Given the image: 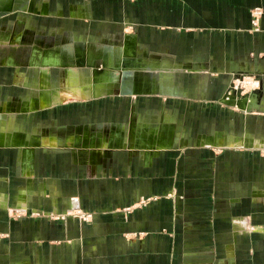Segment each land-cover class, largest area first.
Segmentation results:
<instances>
[{"label":"crops","instance_id":"1","mask_svg":"<svg viewBox=\"0 0 264 264\" xmlns=\"http://www.w3.org/2000/svg\"><path fill=\"white\" fill-rule=\"evenodd\" d=\"M104 2L81 0L72 15L82 23L99 25L106 20L110 22L108 26L119 27V50L103 52L101 56L108 60L109 56L121 57L122 66L105 68L122 72L135 64L134 57L139 52L143 56L140 66L150 65L157 73L203 75L207 82L212 74L226 79L227 75H253L264 86V14L257 28L252 23V9L261 7L264 11V0ZM33 7L26 9L31 12ZM19 8L16 3L14 11ZM16 34L22 35L1 29V43L5 39L17 47L20 43L8 41ZM87 51L83 55V50L76 48L72 61L77 69L84 67L76 61L80 55L83 59ZM53 52L59 53V65H44L46 50H42L38 63L42 71L29 68L21 78L15 55L9 53L5 59L0 58V65L11 67L6 70L11 75V89L20 83L27 90L34 89L20 110L34 111L53 103L54 95H49L45 79L46 68L62 70L61 78L51 85L52 92L58 90L59 103L65 101L61 98L64 87L86 92L85 97L75 98L78 103L88 97V90L92 96L86 99L109 94L107 91L116 87L110 72L111 80L103 92L94 95L93 83L85 85L81 74L68 69L71 64L67 53L62 49ZM148 87L152 88L135 85L138 91ZM40 90L46 105L40 106L36 101L34 109L24 108ZM11 103L2 107L3 114L7 113L16 123L11 134H18L20 141L4 140L10 134L6 132L4 138L0 114V264H264V140L256 143L248 136L244 141L258 154L249 152L245 157H252L248 160L243 161V155L236 152L216 157L213 147L245 146L243 137L237 135L243 128H235L236 133L229 137L224 130L214 131L219 128L210 125L213 120L206 121V126L198 123L194 128L213 130L211 136L199 135L195 141L203 146L207 159L202 165H177L173 158L178 154L171 150L180 142L174 120L156 127H141V119L134 117L125 126L98 125V130L91 125L69 131L50 127L41 133L39 144L43 148L73 147L75 159L89 164L68 165L87 170L86 181L76 177V181L57 182L53 174L37 177V167L33 165L37 147L20 146L25 134L17 113H8L15 108ZM222 103L219 108L232 105L249 112L255 107L254 112L264 113V93L258 106L253 107L251 100L232 87L222 96ZM165 126L171 129L165 130ZM33 129L35 133L39 128ZM252 131L258 133L256 138L263 137L264 124ZM47 135L60 137L63 142L73 141L47 144L43 142ZM84 139L86 143L80 141ZM181 141L182 145L185 139ZM106 148H126L131 153L142 150V165H96ZM156 153H161L162 158L156 165H147ZM164 158L167 165L163 164ZM32 173L34 176H29ZM75 212L91 213L93 219L86 221L84 216L72 214Z\"/></svg>","mask_w":264,"mask_h":264},{"label":"rangeland","instance_id":"2","mask_svg":"<svg viewBox=\"0 0 264 264\" xmlns=\"http://www.w3.org/2000/svg\"><path fill=\"white\" fill-rule=\"evenodd\" d=\"M80 1L35 0L31 12H28L27 6H20L22 9L13 10L14 13H8L0 17V32L1 29H7L9 32L24 34V39L17 47L10 45L7 41L2 43L0 41V58L5 59L9 53L15 55L19 62L17 66L20 68V75L18 76L21 78V75L29 68L41 70L38 63L41 61V51L44 46L48 45L50 48L59 47L69 56L68 62L71 66H68V69L86 77L84 75L89 74L91 68L84 65V67L77 69L74 66L75 64H73L72 57L77 47L82 49L83 52L88 50L89 47H93L97 51H102L97 53L100 55L96 58L95 65L103 69L111 67L108 57H102L101 55L103 52L112 53L113 50H119L117 46L120 45L122 40L120 29L115 25L108 26L107 24L110 22L106 20L102 21L105 24L100 22V24L104 25H91L90 23L86 24L88 21L85 23L77 21L72 13ZM95 1L102 4L105 3V0ZM20 5H26V3L23 2ZM263 14L264 11L261 7L253 8L252 20L256 19V17H262ZM101 32L103 33L101 34ZM76 34H79L78 37ZM35 43L38 45L39 43L42 44L39 45L40 49L34 48ZM137 55L138 57H134L135 64H130L122 72L111 71L112 80L116 82L113 83L116 87L107 91L111 93L86 99L89 95L92 96L91 90L87 89V92H89L88 97L84 98L80 103L76 102L79 99L75 98L59 103L56 94L58 90L56 89L52 92L51 85L56 83L59 77L61 78L62 70L59 69L56 72L58 69L46 68L45 79L48 82L49 95H54L53 103L47 107L37 108L29 112L20 110L19 107L27 98L29 91L32 89L30 92L32 93L34 89L30 88L27 90L22 87L21 83L14 84V89H11V84L8 82L11 75L6 71L7 69L11 70V67L0 65V114L5 112L2 107L8 102H12L11 104L15 108L8 113H17L20 128L23 129L22 131L25 134L24 142L20 146L37 147L33 162V165L37 167L34 170L37 177L39 175L43 177L44 175L53 174L57 182L61 180L76 181V177H79L80 180L83 178L86 181V174L88 173L87 170L73 169L71 168L72 166L68 167V165H89L87 162H78L75 159L76 150L73 147L43 148L39 142L44 129L54 127L69 131L77 126L91 125L98 130L99 127H96L98 125L106 128L113 125L125 126L132 117L141 119V122H139L141 127L146 124L149 127H156L160 123L167 122V120H174L177 131L180 134H177L180 142H177L171 148L172 151L178 154L173 158L177 165H202L201 162L207 159L203 153V146L196 145L195 141L199 135L211 136L210 134L213 133V130L211 128L198 130L194 127L195 125L197 127L198 123L201 124L203 122L204 126H206L207 123L205 122L210 120L214 121L210 125L213 127L216 125V128H219L214 131L224 130L223 132L228 134L229 137L236 133L235 131V133L233 132L235 128H243V131L237 133V135L238 138L243 137L245 146L233 147L227 145L221 148L213 147L211 151L216 157H226L229 152L242 154L243 161L252 157H245L251 154L249 152L258 156L256 148H254V151L250 150L252 147L247 148L249 145H246L244 141L249 139L248 136H251L250 140L256 141V143L264 140V136L256 138L255 135L258 133L252 131L264 124V120H262L264 119V113L257 112V110L254 112L256 109L254 104L257 107L259 98L263 97L264 86L262 80L253 75H227L226 79L222 75L212 74L207 82L203 75L157 73L150 65L147 67L140 66L139 61L143 56L139 52ZM111 58L110 60H112ZM31 60L34 61L31 63ZM34 62L36 63L34 64ZM14 67L16 68V66ZM62 69L66 70L64 67ZM120 75L122 79H119ZM171 79H174L176 84H173ZM84 81H88L87 78H84ZM144 84L152 86V88L148 87L139 91L135 89V85L144 86ZM174 85H176V88H172ZM232 87L233 90L239 91L241 95L246 96L248 100L253 102L254 108L251 111L247 112L238 106L232 105L224 106L225 109L218 107V105L224 104L222 103V96L228 90L230 91ZM254 93L255 95L253 96ZM143 118L147 120L142 121ZM33 128L39 129L34 133ZM256 131L258 130L256 129ZM34 134L37 136H34ZM183 139L185 141L181 145V140ZM33 141L37 143L34 144ZM1 148L0 151H2ZM17 150L21 152V150ZM104 152L100 153V160L96 162V165H142V150H135L131 153L126 148H106ZM261 155L264 156V153ZM162 156L161 153L153 154L151 163L147 165H156V162ZM163 164L167 165L165 158L163 159ZM103 171L106 172L105 169ZM29 176L33 177L34 174L32 173ZM63 186L69 189L65 183H63ZM72 214L77 215L79 218H82L79 215L84 216L85 218L82 219L86 221L93 219L91 213L82 215L79 212H75Z\"/></svg>","mask_w":264,"mask_h":264},{"label":"bare ground","instance_id":"3","mask_svg":"<svg viewBox=\"0 0 264 264\" xmlns=\"http://www.w3.org/2000/svg\"><path fill=\"white\" fill-rule=\"evenodd\" d=\"M25 2L26 5H20L22 7L27 6L28 8L33 7L35 0H0V15L5 14L6 12H12L15 8V4L16 3H23ZM21 8V7H20ZM22 9V8H21ZM28 27V26H27ZM19 34V33H18ZM24 39V36L19 34V35H13L9 38L8 41H12L15 44H19L21 43V41ZM7 41V40H4ZM42 45V44H39ZM38 44H34L35 49H40V46ZM59 47H55V48H50L48 45L44 46L42 50H46V57L43 59V64L44 65H59L61 59L57 56L59 55L58 52L54 53L53 51H59ZM79 49V47H78ZM98 52L95 51V48L93 47H89L85 57L82 59L81 55L80 58H78V61H76L78 64H83L87 67L91 68V72L87 75H84L87 78L88 81L85 82L86 84L93 83L94 86V95L98 94V93H102L103 92V88L107 85V81L111 80V76H110V72L112 71L111 69H118V66H122V59L121 57H115V58H111L107 53L105 55L109 56V61L111 64V69H107V70H102L100 67H97L95 65V60L96 57L98 56L97 54ZM81 54V53H80ZM117 54V52H116ZM119 54V53H118ZM84 55V52H83ZM120 55V54H119ZM104 56V55H103ZM118 56V55H117ZM110 58L112 60H110ZM11 62V61H10ZM108 64V63H107ZM106 69V68H105ZM29 78H31V76H29ZM68 80H70V78H68ZM28 84H30L32 82L31 79H29ZM105 89V88H104ZM239 92V91H238ZM87 94L85 91L83 90H76V89H72V88H68V87H64L61 89V98L63 100H66L68 98H80V97H85ZM39 102L40 106L46 105V99L43 97V91L40 90L38 95L35 96V98L32 97V99L30 100V103L28 105H26V107L24 108H29V109H34L35 106V102ZM20 109V108H19ZM14 115V114H13ZM11 116V115H10ZM12 117H8L7 113L3 114V120H2V133H4V138H6L5 133H9L10 137L7 139H4L7 142H16L17 138H18V134L17 135H13L11 134V130L13 127V124L15 123L14 121H12L11 119ZM11 120V121H9ZM16 125V123H15ZM171 127H166L165 126V130H170ZM19 133V132H18ZM20 137V135H19ZM60 138V137H59ZM56 139L55 136H51V135H47L45 138H43V142L44 143H53V144H57V142H59V144L61 143L60 141H62V139ZM20 141V138H18ZM73 139V138H72ZM72 139H68L65 140L66 142L63 143H72ZM72 140V141H71ZM83 141V143H86V139L84 140H80ZM130 141H134V138H131ZM79 140H75V143H78ZM166 143V138L164 139V144Z\"/></svg>","mask_w":264,"mask_h":264},{"label":"built area","instance_id":"4","mask_svg":"<svg viewBox=\"0 0 264 264\" xmlns=\"http://www.w3.org/2000/svg\"><path fill=\"white\" fill-rule=\"evenodd\" d=\"M261 18V17H260ZM260 18H258V17H256V19L254 18V20H253V25L255 26V27H258V25H259V21H260Z\"/></svg>","mask_w":264,"mask_h":264}]
</instances>
